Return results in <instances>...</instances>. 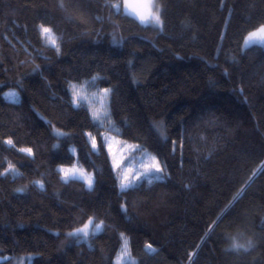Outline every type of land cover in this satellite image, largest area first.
<instances>
[{
    "label": "trees",
    "instance_id": "trees-1",
    "mask_svg": "<svg viewBox=\"0 0 264 264\" xmlns=\"http://www.w3.org/2000/svg\"><path fill=\"white\" fill-rule=\"evenodd\" d=\"M119 1L0 0V264H115L121 233V264H264V47H244L264 0H156L163 31ZM97 76L117 135L157 157L161 180L121 193L105 145L91 151L102 129L69 83ZM75 161L93 190L61 179ZM89 218L105 230L68 235Z\"/></svg>",
    "mask_w": 264,
    "mask_h": 264
},
{
    "label": "snow or ice",
    "instance_id": "snow-or-ice-1",
    "mask_svg": "<svg viewBox=\"0 0 264 264\" xmlns=\"http://www.w3.org/2000/svg\"><path fill=\"white\" fill-rule=\"evenodd\" d=\"M135 3L140 4V8H137L135 6ZM147 5V16H144V7ZM113 8H116L117 11H119V5L113 4ZM124 7L128 9L127 12H125V15H133L134 19H138L139 22L142 25H147L148 23H152L154 27H158L161 31H163V21L161 19V9L159 5H156L153 3V0H124ZM40 36L44 38L46 45L54 47L59 53L60 47L57 43L58 37H56L53 33V30L50 27H47L45 25H40ZM264 47V24L259 25L256 30L250 32L248 36L244 39V47H252L253 45ZM98 79H102V77H93V81L91 82L93 86L98 87V85H95V81ZM89 83V82H85ZM69 90L71 91V105L73 108H81L84 107L85 104L87 105V108L89 111H91V118L93 122V126H97V122L100 120V113L101 110H103L104 116L109 118V123H111V111H110V104H109V96L112 91L110 88H104L101 92H91L90 94L87 92L83 84H75L70 83ZM98 104L99 107H96L95 105ZM119 131V129H117ZM56 137H64L67 134L60 132L59 130H54L53 133ZM87 135L91 139V151L95 153L98 150L104 149V141H97V137L93 136L91 133H87ZM122 135V133H121ZM166 138V137H165ZM106 139V138H105ZM6 144L9 146H14L13 141L11 139H8L5 141ZM127 147L134 149L135 151H139L142 146L140 145H126ZM20 152H24L29 156H32V149L31 148H21L19 149ZM70 154L75 155L77 150L75 148H70L69 150ZM108 152L111 153V146L108 147ZM152 165L150 168L146 169L144 173L136 172L134 175L131 176V179H129L128 175H124L123 178L119 181V188L121 193L128 191L129 189L135 188L137 181L143 179L145 176H150L153 173L155 180H161L163 177L161 173L164 171V169L161 168L160 163L157 160V157L155 155L151 156ZM79 162V161H77ZM121 162H113L112 169L113 171H116L119 169ZM11 170V166L9 168ZM60 173H62V179L64 183H67L69 178L72 179H83L85 184L87 185V190L91 191L94 188L95 185V179L94 176L91 173H85L83 168H77L76 164H73L72 168H64L61 167L58 169ZM78 173V175H77ZM149 184L153 182L152 179H149ZM39 184L40 182H35ZM41 188L43 185H40ZM22 191V190H19ZM90 226H92L91 229V235L95 236L98 235L100 232L105 230L104 221L101 220L99 223H95L93 218H89L88 223H85L83 227L75 229L73 232L68 233L70 237H76L78 235H82L84 238H88L90 235ZM121 241H122V247L121 251L118 254L117 260L115 261V264H121L122 260L125 257L130 258L131 252L129 249V242L127 237L124 233H121ZM234 250L243 249L244 251H247L249 247H251V241H249L248 245L241 244L238 242L233 241L232 246ZM147 251H154V249L151 248V245L146 246ZM130 264H136L135 260H130Z\"/></svg>",
    "mask_w": 264,
    "mask_h": 264
},
{
    "label": "rangeland",
    "instance_id": "rangeland-1",
    "mask_svg": "<svg viewBox=\"0 0 264 264\" xmlns=\"http://www.w3.org/2000/svg\"><path fill=\"white\" fill-rule=\"evenodd\" d=\"M153 3L158 5L156 0H153ZM115 4H118L119 9L123 10L124 12L128 11V9H126L124 7V0H120L119 2H117ZM135 6L137 8H140L139 3H135ZM131 16H134V14ZM147 25L153 26L152 23H148ZM39 31H40V29H39ZM44 42H45V40H44ZM92 81H93V79H89V80L83 81L82 83H75V84H83L85 89L87 90V92L89 94L91 92L99 93L104 89V88L93 86V84L91 83ZM85 82H89V83H85ZM69 85H70V83H69ZM70 93H71V91H70ZM4 97L9 99V100H12V101L16 100V98L13 94V91H11V90L5 91ZM85 106L87 107L86 104H85ZM95 106L99 107L98 104H96ZM90 113H91V111H90ZM97 124L102 129L101 136H102V139L104 141V145L106 147L107 152H108L109 145L111 146V153L108 152V155H109L110 160H111V164L113 165V162H121L119 169H117L115 171L119 177V180L121 178H123L124 175H128L129 179H131V176L134 175L137 171L140 173H144L146 169L151 167V165H152L151 156H153V155L150 154L149 152L145 151V150L140 149L139 151H135L134 149L127 147L126 145H133L134 146L137 144L122 140L117 135V129L113 126L112 122L109 123V118L104 116L103 110H101L100 120L97 122ZM158 162H159V160H158ZM73 164H76L77 168H81V166H79L76 161ZM73 164L69 165V166H61L60 165L57 167V169H59L61 167L72 168ZM160 166H161V164H160ZM161 168H162V166H161ZM83 170L86 174L91 173L95 179V176H96L95 169L87 171L83 168ZM77 175H78V173H77ZM152 175H155V173H153ZM60 177L62 179V173H60ZM145 177H147V176H145ZM69 179H72V178H69ZM78 180H81L85 184L83 179H78ZM38 185L40 186L42 184L39 183ZM85 186L87 187L86 184H85ZM24 258H28L30 260L31 255H26ZM4 259H5V257H0V262L3 261ZM15 264H29V261L24 260V259H19V261H16Z\"/></svg>",
    "mask_w": 264,
    "mask_h": 264
},
{
    "label": "clouds",
    "instance_id": "clouds-1",
    "mask_svg": "<svg viewBox=\"0 0 264 264\" xmlns=\"http://www.w3.org/2000/svg\"><path fill=\"white\" fill-rule=\"evenodd\" d=\"M143 15L144 16H147V5H145V7H144V13H143ZM233 241L237 242L235 239H233ZM230 250L235 251L232 247H231Z\"/></svg>",
    "mask_w": 264,
    "mask_h": 264
}]
</instances>
